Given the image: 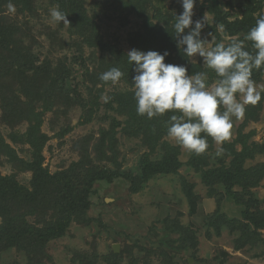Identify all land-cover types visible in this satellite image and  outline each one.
<instances>
[{"label": "rangeland", "instance_id": "rangeland-1", "mask_svg": "<svg viewBox=\"0 0 264 264\" xmlns=\"http://www.w3.org/2000/svg\"><path fill=\"white\" fill-rule=\"evenodd\" d=\"M74 1L94 22L101 45L87 43L89 39L80 36L70 22L57 23L51 18L52 8L58 6L61 10L60 0H0V36L5 41L0 47V176H13L19 184L29 187L32 172L18 162L31 160L32 149L19 136L30 124L26 118L29 107L41 115L40 133L47 137L42 148V166L50 174L68 170L73 163L88 162L109 171L136 174L141 157L148 154L150 160H159L166 142L179 147L177 158L183 164L173 172L151 177L135 193L123 177L112 183L95 182V193L90 197L91 206L85 215L72 218L63 236L46 242L44 253L51 260L44 258V264H75L73 259L84 254L91 258L92 264H264V228L258 230L261 240L251 236V243L235 248L241 241L240 230H230L215 211L228 219L244 222L243 206L225 195L223 187L216 186L215 192L206 187L199 172L186 165L189 150L175 139L165 135L150 151L141 136L130 135L126 114L133 104L134 85L121 79L115 84L99 79L101 73L110 69L108 63L114 58L110 49L127 56L133 48L142 51L156 48V51L166 43V33L175 39L173 25L175 16L183 11L181 4L178 0ZM239 1L232 4V0H198L193 19L206 15L207 26L202 35L213 34V40L206 47L220 42L227 45L233 39L243 40L248 30L226 31L225 26L245 19L254 24L264 14V0ZM9 2L15 11L9 10ZM68 4H63L67 15L70 14ZM213 6L220 11V20L216 23ZM2 29L10 33H2ZM244 43L247 50H255L250 41ZM23 56L27 61L32 59L33 66L49 62L54 69L56 63H65L76 91L63 96V91H49L48 85L40 84L36 87L39 98H33L27 108L29 99L14 79L19 72L17 63L22 62L19 59ZM185 65L189 75L207 73L204 70L209 69L198 56L188 57ZM32 73L24 70L25 77ZM255 73L258 89H264V68ZM46 80L50 83L48 77ZM215 82L208 80V86ZM105 96L109 98L107 102L103 99ZM237 97L242 100L239 94ZM90 100L97 102V106L85 120ZM13 106H19L22 119L9 124ZM232 122L228 140L218 144L212 138L210 161L218 164L217 158L224 154L225 162L229 163L231 157L225 148L235 144L237 151L242 149L237 141L240 130L247 146L257 148L251 158L245 159L243 167L259 170V175L263 173L256 186L249 190L258 201L259 209L264 210V91L260 102L246 105L243 118L233 117ZM233 190L241 193L242 186L236 185ZM51 213L48 211L45 215L46 221ZM26 218L31 224L37 221L32 215ZM183 233L189 236L185 238ZM0 264L37 263L26 249L11 247L0 252Z\"/></svg>", "mask_w": 264, "mask_h": 264}, {"label": "trees", "instance_id": "trees-1", "mask_svg": "<svg viewBox=\"0 0 264 264\" xmlns=\"http://www.w3.org/2000/svg\"><path fill=\"white\" fill-rule=\"evenodd\" d=\"M256 1L258 0H246L247 3H256ZM65 3H69L70 14L66 18L71 26L76 28L77 33L83 36L84 39H89L87 43L101 45L97 28L94 22L84 15L83 7L79 3H75L74 0H60L59 7H61V11L64 13L67 12L63 6ZM212 8L215 14V23L219 22L220 11L214 6ZM218 24L220 23L215 25ZM252 24H250V19H245L244 21H236L234 24H229L227 27L224 26L226 31L240 32L242 30L249 31L252 28ZM2 33L7 34L10 32L9 30H3ZM166 37V43H163L159 49L157 47L158 52L163 53L167 50L170 53L165 59L166 63L185 65L188 57L184 56L183 51L177 48L176 41L172 39L171 33H166ZM4 43L5 41L0 36V47H3ZM172 50L174 51L171 52ZM109 51L114 58L109 61L108 66L110 68L119 67L124 73L121 80L134 85V62L133 65H130L127 61V56L117 52L114 48ZM249 51L254 52L255 50ZM20 58L23 59H19L22 62L17 63L16 67L19 72L15 73L14 79L19 84L21 91L29 99L26 102L27 108L33 98H39L40 94L36 87L40 84H43L42 86L48 85L49 91H63L65 93L63 96H68V93L76 91L77 87L75 83H72L69 79L71 74L70 68L67 69L65 63H56L54 69H51L52 66H50L51 63L49 62L33 66L32 59L27 61L24 59V56ZM193 67L195 68V66ZM24 70H31L33 73L25 77ZM54 71H57V73ZM204 71H207L210 82L217 80L213 70L206 68ZM47 77L50 83L46 80ZM252 79H258L255 70L253 71ZM3 87L5 88L4 84ZM7 88H11V85L7 84ZM49 91L46 90V96L49 95ZM40 92L43 93L44 91ZM131 99L133 100V104L130 107V111L126 114L127 123H129L127 131L130 132V135L141 136L143 143L150 147V151H153L156 142L161 137L167 135L166 122L173 113L169 112L149 119L146 115L141 116L137 114L134 93H131ZM119 101L121 102V100ZM20 103L25 104L24 102ZM47 105L51 106V104ZM88 106L90 108L85 111V120L88 118L87 115L94 112L93 108L97 106V102L90 100ZM11 114L10 118L12 120L8 117L9 124L22 119L20 118L19 106H13ZM27 114L26 118L30 120V124L27 130L19 136L31 147V160L25 161L19 159L18 162L32 172V177L29 180V187H27L19 184L13 176H0V217L2 218L0 223V252L11 247L23 248L31 255V259L34 257V262L37 264H44V258L51 260V257L47 253H44L46 242L63 236L72 218L76 216L83 217L85 215L91 206L90 197L95 193L93 189L95 182L104 181L112 183L118 178L123 177L128 180L130 191L135 193L141 190L151 177L173 172L181 168L183 164L177 158L179 147L172 146L166 142L163 144L164 154H162L159 160H150L148 154H144L141 157L140 166L136 174H132L131 172L123 173L117 170L109 171L105 167H100L89 162L86 164L73 163L68 170L50 174L47 168L42 166V148L47 137L40 133L41 115L35 113L31 107L27 109ZM201 135L206 134L201 133ZM238 135L237 141L242 144V149L237 151L234 146L235 144L225 148V151L231 157L228 164L225 162L224 154L223 157L217 158L218 164L211 163L210 153L213 150V139L208 136L209 147L206 151L199 155L189 151L190 157L186 165L195 172H199L200 179L206 187L210 188L213 192L216 191V186L223 187L225 195L230 197L237 205L243 206L241 217L244 219V222L228 219L223 214L215 211V215L230 230H240L241 237L239 238H241V241L235 247L240 249L245 243H251V236L261 240L258 230L264 228V210L259 209L258 201L254 199L252 192L249 190V187L256 186L263 173L259 175V170L243 167L245 159L251 158L254 151H257V148L254 149L252 147V149L247 146L245 138H241L242 134L240 130H238ZM12 138L16 140L15 134L12 135ZM236 185L242 186L241 193L233 190ZM189 190V187L185 188L187 194L190 193ZM48 211L52 213L50 219L46 221L45 215ZM27 215H32L37 221L31 224L27 221ZM37 224L42 225L37 226ZM183 236L186 238L189 234L183 233ZM85 258H87L86 261H84ZM73 260L75 264H92L93 262L87 254L78 255Z\"/></svg>", "mask_w": 264, "mask_h": 264}, {"label": "clouds", "instance_id": "clouds-1", "mask_svg": "<svg viewBox=\"0 0 264 264\" xmlns=\"http://www.w3.org/2000/svg\"><path fill=\"white\" fill-rule=\"evenodd\" d=\"M178 2L183 11L175 16L173 25L176 46L186 57L201 58L203 64L215 73L216 82L209 87L207 73L189 75L186 65L166 63L165 59L170 55L167 50L161 53L133 48L127 52V61L130 65L134 62L137 114L151 119L172 112L166 122L167 135L199 155L209 147L208 136L218 144L228 140L233 127L232 118H243L246 105L254 106L262 99L264 89H258L252 74L254 70L264 68V14L256 19L255 26L243 40L233 39L227 45L215 43L208 48L206 44L213 40V34L202 35L207 26L206 15L193 19L198 0ZM8 8L15 11L11 2ZM50 16L57 23L69 24L67 14L58 6L50 10ZM245 41L252 43L254 52L245 48ZM123 75L119 67H112L101 73L99 79L115 84ZM103 99L107 102L109 98L105 96Z\"/></svg>", "mask_w": 264, "mask_h": 264}, {"label": "water", "instance_id": "water-1", "mask_svg": "<svg viewBox=\"0 0 264 264\" xmlns=\"http://www.w3.org/2000/svg\"><path fill=\"white\" fill-rule=\"evenodd\" d=\"M237 2H238V1H237ZM239 2L243 3V0H241V1H239ZM231 3H232V4H235V3H236V0H232ZM113 249H114L115 251H117V247H116V246H114Z\"/></svg>", "mask_w": 264, "mask_h": 264}]
</instances>
